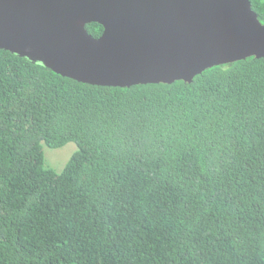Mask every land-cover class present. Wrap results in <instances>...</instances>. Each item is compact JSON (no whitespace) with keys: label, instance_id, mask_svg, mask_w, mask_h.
Listing matches in <instances>:
<instances>
[{"label":"trees","instance_id":"trees-1","mask_svg":"<svg viewBox=\"0 0 264 264\" xmlns=\"http://www.w3.org/2000/svg\"><path fill=\"white\" fill-rule=\"evenodd\" d=\"M0 264H264V57L113 87L0 48Z\"/></svg>","mask_w":264,"mask_h":264},{"label":"water","instance_id":"water-1","mask_svg":"<svg viewBox=\"0 0 264 264\" xmlns=\"http://www.w3.org/2000/svg\"><path fill=\"white\" fill-rule=\"evenodd\" d=\"M0 48L92 85L192 82L264 57V23L250 0H0Z\"/></svg>","mask_w":264,"mask_h":264},{"label":"rangeland","instance_id":"rangeland-1","mask_svg":"<svg viewBox=\"0 0 264 264\" xmlns=\"http://www.w3.org/2000/svg\"><path fill=\"white\" fill-rule=\"evenodd\" d=\"M62 147H44L45 165L54 168L58 172L68 163L71 153L76 149L73 142H69Z\"/></svg>","mask_w":264,"mask_h":264},{"label":"clouds","instance_id":"clouds-1","mask_svg":"<svg viewBox=\"0 0 264 264\" xmlns=\"http://www.w3.org/2000/svg\"><path fill=\"white\" fill-rule=\"evenodd\" d=\"M252 5V4H251ZM254 10V9H253ZM255 11V10H254ZM256 12V11H255ZM161 83V82H160ZM147 84V83H145ZM100 251H95L94 253H92L88 258H93L96 257L99 254Z\"/></svg>","mask_w":264,"mask_h":264}]
</instances>
